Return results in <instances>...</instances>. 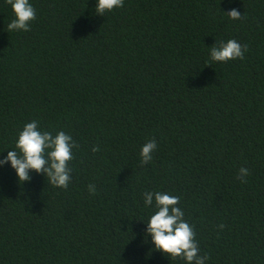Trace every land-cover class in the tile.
I'll list each match as a JSON object with an SVG mask.
<instances>
[{"label":"trees","instance_id":"trees-1","mask_svg":"<svg viewBox=\"0 0 264 264\" xmlns=\"http://www.w3.org/2000/svg\"><path fill=\"white\" fill-rule=\"evenodd\" d=\"M95 2L31 0L9 31L0 0V159L32 120L76 143L66 188L0 167V264H185L145 234L146 191L180 197L206 264H264V0ZM228 39L244 57L210 61Z\"/></svg>","mask_w":264,"mask_h":264},{"label":"clouds","instance_id":"clouds-1","mask_svg":"<svg viewBox=\"0 0 264 264\" xmlns=\"http://www.w3.org/2000/svg\"><path fill=\"white\" fill-rule=\"evenodd\" d=\"M14 13V19L7 25L9 31H28L30 21L36 18V10L31 0H6ZM124 0H96L95 12L104 15L114 8L123 7ZM225 11V10H224ZM230 19L241 18L236 9L225 11ZM247 46L236 39L219 41L212 45L209 59L213 62H227L242 59ZM210 65V64H209ZM76 143L73 137L63 130H42L39 122L32 120L24 124L19 131L15 149L0 159V167L10 165L19 180H29L30 173L35 170L43 173L47 182L56 187L66 188L71 181L72 168L69 161L73 159ZM157 148L155 139L145 142L139 152L140 163L147 164L153 159ZM17 149L19 151H17ZM93 151H98L94 146ZM249 169L240 167L237 179L245 182ZM89 191L95 192V186L89 185ZM180 197L166 191H146L143 193L144 207L152 209L146 222L145 234L150 236L154 250L167 254L169 258L180 257L185 264H206L207 254L199 255L194 226L185 219V211L179 206ZM223 227V225H221Z\"/></svg>","mask_w":264,"mask_h":264}]
</instances>
